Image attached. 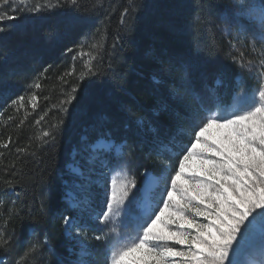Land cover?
Segmentation results:
<instances>
[{
    "label": "snow or ice",
    "instance_id": "1",
    "mask_svg": "<svg viewBox=\"0 0 264 264\" xmlns=\"http://www.w3.org/2000/svg\"><path fill=\"white\" fill-rule=\"evenodd\" d=\"M19 3L25 4V0ZM16 4L17 0H0V35L9 30L12 25L7 22L16 21L19 12L36 13L44 7L69 6L79 11L86 7L79 0H64L63 3L57 0L55 5L34 3L23 8L13 7ZM231 7L234 9L232 18L237 23L244 22L240 25L241 31L254 26L252 51L258 53L257 59L246 60L243 53L233 59L256 79L255 87L233 93L234 102L226 104L215 86L223 84L219 69L187 61H178L175 67L169 61L167 69L161 68V73L176 72L178 75L156 91L149 113L136 115L133 108L122 106L129 114V131H133L134 125L136 136L142 142L151 143L149 158L155 156L160 163L159 174L142 166L135 144L126 136L117 138L110 128L101 127L92 135L82 137L78 183L65 185L63 199L67 210L60 215L62 234L73 242L68 251L75 259L69 264H95L89 241L107 247L106 264H245L240 259L241 253L257 234L264 254V0H233ZM137 8L134 2L124 7L120 13L121 24L127 25ZM97 33L102 36L101 29H97ZM256 39L260 41L259 48ZM84 47L82 44L81 49ZM87 47L88 52L81 50L79 53L81 57H88L84 70L76 76L71 91L59 105L62 116L50 130H43L36 137L41 143L55 141L54 133L62 130L68 106L74 101L89 104L88 85L84 84L82 91V82L90 77L104 76L112 67L111 64L107 69L104 66V46L100 40ZM73 75L75 69L60 76L61 84L67 82L65 76ZM31 87L41 88L39 78ZM37 102L35 93L28 97L27 103L33 111ZM12 105L16 112L26 108L25 96H18ZM27 116L25 112L17 128L24 125ZM8 119L13 118L9 116ZM42 120L44 116L35 124L39 125ZM29 139L30 144L17 147L16 153L31 151ZM12 143L9 135L6 141L0 142V148L8 149ZM31 155L35 156L36 152L31 151ZM173 157L177 160L174 168L171 165ZM97 161L98 172L94 167ZM138 168H142L139 172L142 181H138ZM103 169L111 176L104 189L102 210L95 212L94 218L106 230H93L83 215L73 214L83 213L91 195L81 199L73 187L87 191L93 182L92 173L103 177ZM10 175L23 178L24 173L13 163ZM17 182L4 180L8 188H14ZM3 204L0 200V205ZM44 208L42 202L40 211ZM134 209L139 211L133 217L134 235L126 237L117 225L122 218L131 216ZM92 212L94 210H90V216ZM5 215V227L0 231V251L7 254L13 250L17 239L7 225L21 215L15 202ZM48 242L47 236L42 240L30 239L17 252L19 259L15 264H29V261L46 264L37 257L53 251ZM0 264L6 262L0 260ZM56 264L63 262L57 260ZM258 264H264V258Z\"/></svg>",
    "mask_w": 264,
    "mask_h": 264
},
{
    "label": "trees",
    "instance_id": "2",
    "mask_svg": "<svg viewBox=\"0 0 264 264\" xmlns=\"http://www.w3.org/2000/svg\"><path fill=\"white\" fill-rule=\"evenodd\" d=\"M79 2L86 6L79 11L69 6L16 13L18 19L7 22L12 26L0 35V142L6 141L9 135L13 140L8 149L0 148L3 154L0 158V200L4 201L0 205V231L5 227V213L13 207V202L21 212L7 225L17 239L12 251L7 254L0 251V260L6 264H15L19 259L17 252L27 241L42 240L45 236L53 251L44 252L37 260L43 259L46 264H56L57 260L69 264L75 258L68 251L73 242L62 234L60 215L67 210L63 199L65 185H72L68 164L80 156L82 137L92 135L101 127L110 128L117 138L126 136L135 144L142 166L159 173L155 156L149 158L151 143L142 142L136 136L134 125L133 131H129V114L122 106L133 108L136 115L149 113L156 91L178 75L160 72L161 68L170 66L169 61L173 67L178 61H187L219 69L223 84L215 86L222 98L232 94L235 79L241 75L231 53L232 39L223 31L224 15L233 9V0ZM131 2L138 8L128 18L127 25L121 24L120 13ZM34 3L55 5L57 0H32L25 7ZM97 29L102 30V36ZM97 40L104 46V66L107 69L111 64V69L104 76L90 77L82 82V91L83 85H88L89 104L74 101L68 106L62 130L54 133L55 141L41 143L36 137L57 123L62 116L61 101L71 91L76 76L84 70L88 57H81L80 51L88 52L87 44ZM82 44L85 45L83 49ZM73 69L75 75L65 76L67 82L61 84L59 77ZM37 78L41 84L39 89L31 87ZM33 93L38 97L34 111L27 103ZM18 96H25L26 108L16 112L12 101ZM25 112L27 120L17 128ZM9 116L13 118L11 121ZM41 116L44 120L35 124ZM29 138L31 151L36 155L32 156L31 151L16 153L17 147L30 144ZM13 163L17 169H22L23 178L10 175ZM141 170L137 169L138 176ZM5 178L18 182L14 188H8ZM42 202L43 212L40 211ZM29 264L35 262L29 261Z\"/></svg>",
    "mask_w": 264,
    "mask_h": 264
},
{
    "label": "rangeland",
    "instance_id": "3",
    "mask_svg": "<svg viewBox=\"0 0 264 264\" xmlns=\"http://www.w3.org/2000/svg\"><path fill=\"white\" fill-rule=\"evenodd\" d=\"M32 0H25V4H20L19 0H17V4L13 5V7H25L30 3ZM234 14V9L227 12L226 15H224L225 23L223 24L224 28L223 31L230 35L232 41H231V53L233 57H240L241 53H243V58L248 60H255L258 57V53L252 51V43H253V31L252 27L249 28L247 31H241L240 25L244 23L243 21H240L237 23L232 17ZM230 33V34H229ZM256 47H260V41L258 39L255 40ZM235 45V47H233ZM241 69V68H240ZM256 85V79L247 71L241 69V75L236 77L235 79V85L234 90L232 92L236 93L247 87L248 89H251L255 87ZM232 94L225 95L223 97L226 104L233 103ZM81 160V154L79 157L75 159L74 162H71L68 164V171L70 173V179L72 185H75L78 183L77 177L79 175V172L81 169L78 167V163ZM157 162V168L160 173L161 171V165ZM172 167L177 166V160L176 158H172L171 160ZM96 167L97 172L100 170L99 162L97 161L94 165ZM104 176L100 177L98 176L97 172L92 173L93 182L90 187H87V191H81L79 188L73 187V190L76 192V194L83 199L84 197L91 195V199L89 200L88 204L84 206L83 213L75 212L76 215H83V217L88 220V222L91 225V228L93 230L100 229V230H106L104 225L99 224L95 221L94 213L99 212L102 210L103 207V193L104 189L107 186L111 173L107 169H103ZM157 173V174H159ZM138 176V175H137ZM143 179V178H142ZM142 179H139L138 181H142ZM139 186V185H138ZM163 187V185H161ZM90 210H94L92 212V215H89ZM139 211L138 209H134L133 213L129 217L122 218L121 222L117 225L121 233H123L124 236H131L134 235V228H135V221L134 216L138 215ZM89 235H91V232H89ZM89 245L93 250V256L92 258L95 261V264H106V252L107 247L104 244L95 242V241H89ZM264 258V254L261 252V240L259 234H257L254 238H252L246 245L244 250L241 253L240 259L245 262V264H258L259 260ZM75 259V258H74Z\"/></svg>",
    "mask_w": 264,
    "mask_h": 264
}]
</instances>
